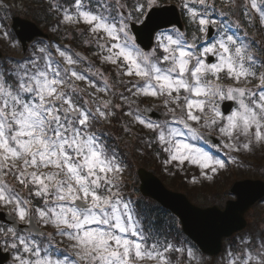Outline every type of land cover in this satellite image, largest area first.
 <instances>
[{"label": "snow or ice", "instance_id": "snow-or-ice-1", "mask_svg": "<svg viewBox=\"0 0 264 264\" xmlns=\"http://www.w3.org/2000/svg\"><path fill=\"white\" fill-rule=\"evenodd\" d=\"M162 3L48 0L58 25L86 36L83 45L107 69L40 41L19 57L0 56V219L6 214L10 225L0 226V252L9 264H202L186 241L169 239L158 209L132 198L130 165L109 137L119 124L155 145L166 169L194 166L192 184L214 182L237 163L199 146L214 147L210 136L222 142L217 151H264V43L247 39V28L264 29V0H220L219 9L217 0H178L190 39L153 19ZM237 11L246 23L232 20ZM5 21L0 39L15 50ZM136 25L149 29L150 51ZM144 100L158 102L165 119L140 109ZM223 102L235 105L230 114ZM252 220L255 229L223 264H264V215Z\"/></svg>", "mask_w": 264, "mask_h": 264}, {"label": "rangeland", "instance_id": "rangeland-1", "mask_svg": "<svg viewBox=\"0 0 264 264\" xmlns=\"http://www.w3.org/2000/svg\"><path fill=\"white\" fill-rule=\"evenodd\" d=\"M4 1L7 2L11 7L9 11L4 10V9L0 10V16H6L5 23L7 26V31L11 27V24H12L11 19H12V16L14 15L23 16L25 15V13H27L31 17L38 16L37 17L38 20L41 19L43 21V19L40 17L42 14L39 10V2L48 4V0H4ZM164 1H168L166 2V4L173 3V4L178 5V0H163V2ZM239 2L240 0H238V3ZM217 5L221 6L220 0H217ZM225 11H227L226 8H225ZM43 22L47 24V21L46 22L43 21ZM44 26L45 25L42 24L41 27L43 28ZM45 29L47 30V32H50L51 34H53L57 38V40L60 39V41L63 43V46L60 45L59 41L55 43L56 45H59L61 48H66L65 44L67 43L69 44L73 41L82 43V45L80 46L85 47L83 45V41L87 39V37L78 35L76 28L66 30L64 25H59L58 26L59 30L53 31L51 26L47 24L45 26ZM9 34H10L11 40L15 42L18 47L15 50H12L9 47V41H4L0 39V49L2 51V56L11 55L13 57H19L23 55V52L21 51V49H19L20 45L18 44V41L16 39L14 40L15 37L13 34H11L10 32ZM55 43L53 44L47 43V44L54 45ZM71 50L74 51V49H71ZM94 50L95 49L92 48L91 52ZM89 57L92 60V57L94 56L90 54ZM93 59H94V62L100 63L99 61H95V58ZM96 66L101 67L103 69V65H96ZM113 77H114V73H113ZM117 87L119 91H124V89L120 87L119 85ZM125 95H128V93L125 92ZM157 103L158 102L154 100H144V102L141 101L139 103V107L140 109H144L145 107H152L156 112H158L161 115L162 117L161 120H163L165 119V117H163L162 110L159 107H154V105H156ZM135 107L136 105H133V108ZM124 119H127V117H124ZM161 120L156 119L157 122ZM112 131L114 134L113 138H115L117 141L120 140L122 142L121 144L118 145L119 146L118 151L123 155L124 159L130 165L128 172L126 173V178L128 180V191L132 192V195L133 197H135V199L141 200V196H140L139 189H138L139 185H137V181L139 180L137 170L142 165H146L147 168H149V170L150 169L153 170L159 176L162 175V177L164 178L163 180L167 184H170V186H172L174 190L182 191L185 194H187L186 190H189L191 192V198L193 199V202L196 205H199V206L200 205L201 206L217 205V206H220L221 209L222 207L225 206V202L227 200L234 198V196L232 197V194L228 195V193H229L230 187L235 182V180H243L245 178H250V179L257 178V179L264 180V151H261L260 149H257L252 154L227 153L226 150L217 151V149L221 148L222 146V142L220 141L219 144L216 145V148L215 146L211 147L212 150L214 151V153H212L209 150L210 147L208 145L203 144V142H200L199 146L201 147L205 146V150L210 151L217 158L223 159L227 162L233 156H235L237 163L236 164L226 163V170H223L220 173V175L215 179L214 182H209V181L201 179L199 183L192 184L190 182L192 178L199 177V170L195 168L194 166L185 165L183 166V169L181 170L177 167L170 165L166 169L163 165V160L165 159V155L159 152L155 153L154 155L152 154L153 151H157V150L159 151V149L155 145L149 148L138 137L133 138V137L125 136L121 132L119 124H116L115 127L112 129ZM134 131H138L142 135L145 134V130L134 129ZM116 134H119L121 138H116ZM206 147H209V148H206ZM215 151H217V155ZM224 153H225V157L222 155ZM152 166H154L153 169H152ZM170 169L172 170V172H164V171H169ZM184 179H186L187 181L184 182ZM144 203H148V202H144ZM158 215L160 216V218L164 219L166 223L170 222V217H168L167 215L163 216V214H160V213H158ZM261 215H264V200L260 201L254 208L248 211L247 213L248 227L244 231L237 233L232 238L226 240L223 246L224 251L222 255L217 258L211 259L206 254L201 253L200 250H198L193 245H191V243H189L187 239L183 238L182 236L175 243L177 244V246H179L182 242L186 241L187 245H190L196 251L197 256L200 257L202 261V264H223V260L226 255V250L238 244L240 242L239 238L242 235H244L245 233L249 231L254 230L256 225H254L252 217L255 216L259 218ZM0 226H3V224L0 223Z\"/></svg>", "mask_w": 264, "mask_h": 264}, {"label": "water", "instance_id": "water-1", "mask_svg": "<svg viewBox=\"0 0 264 264\" xmlns=\"http://www.w3.org/2000/svg\"><path fill=\"white\" fill-rule=\"evenodd\" d=\"M156 11L158 15H154V20H159L165 24L171 21L182 28L180 15L176 7L168 6ZM14 22L16 33H18L23 44L27 40L31 41L37 36L44 35L35 23L19 18H15ZM18 27L21 29L18 30ZM134 32L138 35L139 43L148 49L153 43V39L149 36V29L136 26ZM227 107H231V103ZM150 115L151 117H158L152 110ZM139 174L142 181V194L155 198L162 206L167 207L179 217L184 233L193 239L201 250L211 256L222 251L223 237L231 236L246 227L245 212L264 197V181L246 179L236 182L231 192L235 195L239 192L240 196L236 200L226 202L225 209H228V214L224 215L225 209L220 210L217 206L199 208L193 205L184 194L169 191L154 175L144 169L140 170ZM0 221L9 225V218L6 214ZM5 256V253L0 252V264H4L9 260V257L5 259Z\"/></svg>", "mask_w": 264, "mask_h": 264}, {"label": "flooded vegetation", "instance_id": "flooded-vegetation-1", "mask_svg": "<svg viewBox=\"0 0 264 264\" xmlns=\"http://www.w3.org/2000/svg\"><path fill=\"white\" fill-rule=\"evenodd\" d=\"M232 20L233 21L240 20L241 23H246V22L243 21V18H242V15H241L240 12H236V14H234L232 16ZM47 24L49 26H51V28L54 27L49 21H47ZM47 24H44V25L46 26ZM239 31H240V34L243 33V29H241ZM247 31H248L247 39L249 41H253L254 40V41L257 42V45H259L260 43H264V29L260 28L258 24H256L254 27L247 28ZM69 46H68V48H69Z\"/></svg>", "mask_w": 264, "mask_h": 264}, {"label": "trees", "instance_id": "trees-1", "mask_svg": "<svg viewBox=\"0 0 264 264\" xmlns=\"http://www.w3.org/2000/svg\"><path fill=\"white\" fill-rule=\"evenodd\" d=\"M107 69V68H106ZM111 139V141H114V142H117L115 139H113L112 137L110 138ZM186 192H187V194L191 197V192L189 191V190H186ZM181 233V232H180ZM182 237H183V235H182V233L180 234Z\"/></svg>", "mask_w": 264, "mask_h": 264}]
</instances>
